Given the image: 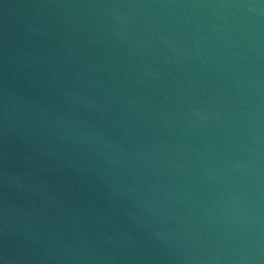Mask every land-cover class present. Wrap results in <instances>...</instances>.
Instances as JSON below:
<instances>
[{
	"label": "water",
	"instance_id": "1",
	"mask_svg": "<svg viewBox=\"0 0 264 264\" xmlns=\"http://www.w3.org/2000/svg\"><path fill=\"white\" fill-rule=\"evenodd\" d=\"M0 264H264V0H0Z\"/></svg>",
	"mask_w": 264,
	"mask_h": 264
}]
</instances>
